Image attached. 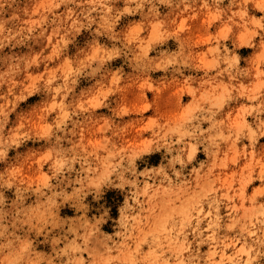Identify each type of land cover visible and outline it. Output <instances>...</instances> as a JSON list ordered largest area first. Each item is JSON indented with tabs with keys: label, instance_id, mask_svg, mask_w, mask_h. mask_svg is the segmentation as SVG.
Masks as SVG:
<instances>
[{
	"label": "rangeland",
	"instance_id": "1",
	"mask_svg": "<svg viewBox=\"0 0 264 264\" xmlns=\"http://www.w3.org/2000/svg\"><path fill=\"white\" fill-rule=\"evenodd\" d=\"M0 264H264V0H0Z\"/></svg>",
	"mask_w": 264,
	"mask_h": 264
}]
</instances>
